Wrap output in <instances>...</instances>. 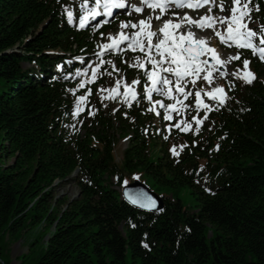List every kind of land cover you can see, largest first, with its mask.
<instances>
[{
    "label": "trees",
    "instance_id": "obj_1",
    "mask_svg": "<svg viewBox=\"0 0 264 264\" xmlns=\"http://www.w3.org/2000/svg\"><path fill=\"white\" fill-rule=\"evenodd\" d=\"M252 3L264 28V0ZM67 4L0 0V264H11L7 236L37 229L21 264H264V64L240 54L255 79L228 84L197 135L166 136L140 94L115 113L95 98L82 115L84 137L75 138V85L55 68L72 72L76 63L65 60L92 56L115 27L80 30ZM129 58H114L119 76L142 82ZM116 136L128 138L120 161ZM76 172L79 197L57 198L55 184ZM137 174L167 190L163 210L123 198ZM185 187L194 208L178 196Z\"/></svg>",
    "mask_w": 264,
    "mask_h": 264
},
{
    "label": "rangeland",
    "instance_id": "obj_2",
    "mask_svg": "<svg viewBox=\"0 0 264 264\" xmlns=\"http://www.w3.org/2000/svg\"><path fill=\"white\" fill-rule=\"evenodd\" d=\"M93 0H68V4L66 6V11H71L73 13V17L71 20H74L75 18L79 17L78 24L80 25L81 15L85 12V10L90 6L91 2ZM132 2H136L138 0H131ZM248 3V8L251 9V12L248 16H246L245 23L247 24L248 29H252L257 33L255 37H253V41L256 44H259V39L262 34H264V28L261 27L260 23L256 21L254 11L257 10L256 7H253L248 0H242V3ZM221 0H214L213 5L207 9V11L199 13L197 17L194 18H200L207 14L208 16H215V17H224V16H230L231 15V8L235 7L232 0H223V10H221L220 7ZM126 14V13H125ZM151 16V25L152 28L151 31H157V26L160 25V23L166 21V20H174L176 22L178 17V21H180L182 18H185L186 15L181 13V15H171L169 17L168 15H161L160 11H146L142 16H129L128 13L124 15L122 18V21L119 25H116L114 23L116 19H114L111 23H113V26L117 28L116 31L111 32L109 35L100 38V46L99 51L91 57V61L89 62L88 66L84 69H79L76 71L74 77L77 80V87L73 91L72 95L74 96L76 107H75V113L73 117V121L70 124V133L75 137L83 138L86 130L84 129V120L83 117L80 116V114L85 110V107L87 104L92 106V109H94V102L95 98L105 107L111 108L112 112H116L119 108V105H125L130 104L134 98L132 97V91L137 89V84H134L133 81L127 82V78L125 76H119L115 75L114 72H116V62L113 58H111L110 53L112 52L113 55L115 54H122L123 52H126L128 50L126 44H119V50H113V49H103V46L105 44L112 43V37H119L120 32H124L127 36L132 37L133 39H136L135 33L139 30L138 28L132 27L133 24H137L139 20L144 19L147 20L148 17ZM160 16L159 19L156 17ZM127 17L133 18L131 21L127 19ZM119 18V17H118ZM176 19V20H175ZM127 22L128 27H123V23ZM163 24V23H162ZM184 25V24H183ZM223 26L217 23L215 26V29L211 28L209 30H198L195 25L192 24H186V27H190L196 34L200 35L201 37L209 38L207 44L212 46L214 44V47L217 48L219 51L222 52L224 58L223 60H226L225 64H220L216 68L213 67V71L217 69L219 66L222 68H218L216 70L215 74H210L208 77L211 81V83L208 82V80H205L204 77L208 75V72L211 70H208L206 72L200 73L205 74L199 77H193V81L198 80L197 84L189 85V81H180V87L184 89V92L179 91L177 88L172 87V93L171 95H165L161 91L153 90L150 94L149 98V92L148 88L152 86V80L149 79V76L145 74L146 79H144L142 91L143 94L148 96V99H154V103L152 104L153 109H156L159 113V116L162 117L164 123V126L167 128V131L170 132L172 130H177L180 134H199V132L204 128L206 122H207V114L208 110L212 109L214 105L217 102L224 103L226 100V91L228 84L232 85L233 81H240L242 84H250L254 80V74L250 68L249 63L247 66H245L244 61H242V58H240V54H238L239 50L251 51L253 55H257L258 60L261 61L264 64V59H260L258 53H254L252 48L248 47H233L228 45V43H223L219 36L215 35V31L219 30L221 31L225 36L226 32L223 29ZM162 27V26H161ZM243 31V29H242ZM159 39V38H158ZM157 39V40H158ZM156 40V41H157ZM132 42L131 39L127 40V43ZM147 43V42H146ZM144 43V44H146ZM157 44V43H155ZM264 46V45H261ZM103 49V51H102ZM248 49V50H245ZM145 52V51H144ZM207 53V52H206ZM143 54V53H142ZM225 54H228L227 56ZM209 55V54H208ZM153 56V54H152ZM159 56V55H156ZM153 56L155 59H160L159 57ZM211 57V55H209ZM238 56L239 58H233ZM147 56L143 54L142 58H129L127 59V62L130 63L132 68L140 69V73H151V70L153 67L150 66L152 64L150 60L146 59ZM139 61L140 64H143V67L137 66V62ZM114 65V67H113ZM145 66L147 69H145ZM209 66H214V63ZM113 70L112 71L110 70ZM210 69V67H209ZM102 71V73H101ZM106 71H108V76L106 75ZM263 76L262 80H264V69L262 71ZM157 74H163L159 70H157ZM251 74V75H250ZM91 77V78H90ZM90 78V79H89ZM102 79L101 85L98 86L96 89V92L98 95L94 97L92 95L93 90L91 88V84H87L85 86L84 91H81L83 89V85L87 80H90L94 82L95 80ZM170 80H172L173 85H175V78L170 77ZM251 82H248V81ZM134 81H137L136 79ZM2 83L0 82V85ZM129 85L130 87H125V85ZM170 87V85H165L161 83V88L164 91H167V89ZM157 88V87H156ZM222 88L223 91H215L216 89ZM158 89V88H157ZM1 90V89H0ZM136 92V91H135ZM185 92L188 93L187 96H185ZM199 93V95H197ZM209 93H212V95H209ZM137 95V93H136ZM85 97L84 100H81L80 97ZM173 96L171 100H169L167 97ZM136 97V96H135ZM215 97V99H213ZM92 98V102L89 103L90 99ZM197 101H200L198 104ZM168 105H172V108L167 107ZM207 105V107H205ZM91 116V115H90ZM171 117V119H169ZM179 125V126H177ZM116 144H115V153L117 156V160L120 161L122 154L124 150L128 146V138H121L119 136H116ZM181 146L177 144L172 145V152L177 154L179 152V148ZM173 149H175L173 151ZM11 161L8 162L11 163ZM2 170V169H0ZM133 181L138 180L142 183H145L147 186L150 187V183L147 179H144V177L141 174H137L133 177ZM155 189L156 193L160 196L166 195L167 190L163 189ZM55 193L57 198H67L68 200H73L77 197L79 194V188L77 186L76 181L74 178L65 180L61 183L55 184ZM171 196V195H170ZM178 196L182 199L184 205L186 207L194 208L196 204H198L197 199L192 194V190L189 187H185L179 190ZM43 231V229H37L34 231H27L24 232L20 238H13L11 236H7L5 239V247L8 250L11 264H21V261L18 259L22 255H26L30 252V247L38 238L41 237L40 232ZM48 236H46L45 239H48ZM41 241V245H42Z\"/></svg>",
    "mask_w": 264,
    "mask_h": 264
},
{
    "label": "snow or ice",
    "instance_id": "obj_3",
    "mask_svg": "<svg viewBox=\"0 0 264 264\" xmlns=\"http://www.w3.org/2000/svg\"><path fill=\"white\" fill-rule=\"evenodd\" d=\"M210 0H195V3L191 2V0H142V3L149 8L161 10V15H163L169 6H178V7H190V8H199L205 3H209ZM235 7L231 8V15L224 16V17H215V16H208L205 14L204 16L200 17V19H193L191 16H185L179 22L174 23L171 20H166L163 23V26H157V31L163 33V38L159 39V42L153 46L152 45V38L156 35V32L151 31V19L152 17L149 16L147 20L141 19L138 21L137 24H133L132 27L138 28L139 30L135 33L136 37L144 35L146 37L147 43L144 44L142 41L138 39H133L132 37L127 36L124 32L119 33V37H112V43L105 44L103 49H113L119 50V44L122 43L124 40H132V43L129 47H132L133 50H136L135 46H139L141 51H147V60L155 66L151 70V73L146 71V75L149 76V79L152 80V86L148 88L149 98L150 94L153 90L161 91L165 95H171L172 87L177 88L179 91L184 92V89L180 87V81L183 77L188 75H193L195 77H199L201 71H205L202 67L203 65L207 64L208 61L200 60L199 57L205 55L207 52L209 55H213L221 64H225L226 60L220 59L219 54L216 52L214 47H211L207 44V40L209 38H197L196 34L191 30L188 29L184 33H179V39L176 38L174 34L176 29L180 28L182 24H194L199 28H208L211 27L215 29V25L219 23L220 25L226 24V31L227 35L225 36L221 31L216 30L215 35L219 36L223 43H228L229 40H232L239 44L241 47H248L252 48L254 53H258L260 59H264V35L260 36L259 44L254 43L253 37L257 35L255 31L252 29L247 28V24L245 23V17L249 15L251 9L248 8V3H242V0H232ZM250 2V0H248ZM97 8L100 7L101 0H95ZM103 7L104 10L111 15L112 9L117 7H125L124 0H103ZM132 8L135 9L136 12H143L144 8L139 7L136 4L131 5ZM221 10H223V0H221L220 4ZM99 12L93 10L88 15L84 16L80 20V27H85L86 22L89 19V16L98 15ZM175 14V13H174ZM69 19H72L73 13L68 11ZM157 19L160 16L156 17ZM123 27H128V23L124 22ZM169 26L172 27V31H169ZM147 29V30H146ZM243 29V31H242ZM103 35V33H101ZM171 40L172 43L169 44L168 41ZM190 41L189 44L185 45L184 41ZM195 45V46H193ZM153 47L159 53L160 59H155L152 56ZM102 49V51H103ZM226 56L228 54H225ZM238 59L239 57H233ZM249 61L246 59L244 61L245 66ZM167 64L168 67H164ZM137 66L143 67V64H140L139 61L137 62ZM114 67V65H113ZM157 68L161 73H170L173 74L175 77V85L172 84V81L168 78V75H161L159 80L157 77ZM214 70V69H213ZM210 71L208 75L204 77L205 80H208L211 83L210 79ZM251 75V74H250ZM248 82H251L250 80ZM134 84L139 83V81H133ZM163 83L165 85H170L167 91L163 89H157L156 84ZM125 87H130L129 85H125ZM132 91V97L135 98L136 92L135 90ZM215 91H223L222 88L216 89ZM188 93L185 92V96ZM199 95V93H197ZM212 95V93H209ZM81 100H84L85 97L81 96ZM215 99V97H213ZM199 104L200 101H197ZM167 107L172 108V105H168ZM207 107V105H205ZM171 119V117H169ZM179 126V125H177ZM175 149H173L174 151Z\"/></svg>",
    "mask_w": 264,
    "mask_h": 264
},
{
    "label": "water",
    "instance_id": "obj_4",
    "mask_svg": "<svg viewBox=\"0 0 264 264\" xmlns=\"http://www.w3.org/2000/svg\"><path fill=\"white\" fill-rule=\"evenodd\" d=\"M123 198L134 207L142 210L161 211L165 206L164 199L140 181H134L125 186Z\"/></svg>",
    "mask_w": 264,
    "mask_h": 264
},
{
    "label": "bare ground",
    "instance_id": "obj_5",
    "mask_svg": "<svg viewBox=\"0 0 264 264\" xmlns=\"http://www.w3.org/2000/svg\"><path fill=\"white\" fill-rule=\"evenodd\" d=\"M172 21V20H171ZM174 22V21H173ZM177 22H179V21H176V22H174V23H177ZM162 23H164V22H162ZM162 23H160V25L159 26H163V24ZM186 25V23L183 25H181L180 26V28H178V29H176V31H175V35H176V38L177 39H179V33H184V32H186V30H188V29H191L190 27H183V26H185ZM151 29H154V28H151ZM192 30V29H191ZM169 31H172V27L171 26H169ZM193 31V30H192ZM153 32H156V35H157V37L159 38V39H161V38H163V33H160L159 31H153ZM194 32V31H193ZM195 33V32H194ZM196 34V33H195ZM142 36H144V35H141V37ZM141 37L139 38V39H141ZM196 37L197 38H206V37H201V36H199V35H197L196 34ZM159 39L156 41V43H158L159 42ZM208 42V41H207ZM168 43L169 44H171L172 43V41L171 40H169L168 41ZM184 43H190V41H188V40H185L184 41ZM155 44V43H154ZM156 45V44H155ZM155 45H153V46H155ZM209 45V44H208ZM211 47H214V44L211 46ZM215 48V47H214ZM216 49V52L219 54V57H220V59H223L224 58V56H223V54H222V52L221 51H219L217 48H215ZM153 53H154V56H156V55H159V53L155 50V47H153ZM157 57H159V56H157ZM160 58V57H159ZM209 58H212L213 59V63H214V66L213 67H217L218 65H220L221 63L219 62V60H217L213 55H211V57L208 55V53H205V55H203V56H201L199 59L200 60H202V61H204V60H208ZM204 69H205V71H201L200 73H203V72H206V71H208V70H211V66H209L208 64H205V65H203L202 66ZM209 67H210V69H209ZM216 70V69H215ZM212 71H213V69H212Z\"/></svg>",
    "mask_w": 264,
    "mask_h": 264
}]
</instances>
